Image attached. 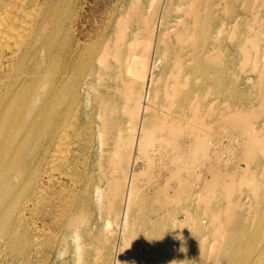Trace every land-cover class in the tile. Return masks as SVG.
<instances>
[{
  "label": "rangeland",
  "instance_id": "rangeland-1",
  "mask_svg": "<svg viewBox=\"0 0 264 264\" xmlns=\"http://www.w3.org/2000/svg\"><path fill=\"white\" fill-rule=\"evenodd\" d=\"M69 1L72 14L64 20L63 33L58 35L62 49H75L76 58L81 57L84 65L91 57L95 60L106 51L113 55L122 50L127 57H133L128 71L125 63L120 70L116 59L110 58L113 69L105 73L100 68L94 77V87L101 89L111 83L113 74L119 70L128 77L127 93L131 99L126 102L120 92L114 91L109 98L118 101L117 115L123 116L124 132L127 129L131 132L130 124L137 120L140 106L147 102L145 91L150 90L155 96L148 101V109L140 110L138 122L142 126L147 115L155 113V126L163 132L160 147L156 144L155 152L151 151L154 160L149 167H145L138 152H132L121 163L126 173L131 170L132 161L136 162L133 170L142 171L132 182L136 191L123 192L124 197L141 195L142 214L128 216L125 207L124 211L107 213L101 197L102 191L109 187L110 177L105 171L107 165L97 164V146L102 139L100 134L93 135L90 130L92 125L96 126V118L84 115L88 107L86 101L77 104L82 114L80 124L69 135L73 154L62 167L54 165L48 186L46 180L39 184L40 190L25 210L27 239L20 242H24V246L17 251L18 243L15 248L1 251V242L0 264H80L86 259L101 264L141 261L143 264H210L209 249L217 242L215 208H227L231 216L237 212L240 215L239 211L246 213L249 209L248 204L264 198V187H260L256 195L247 185L232 188L223 184L220 176L222 172L229 175L231 171V179L239 181L240 175L235 171L245 165L242 159L237 161L242 157L239 156L241 147L230 140L238 136L237 126L242 123L236 125L234 112L245 113V121L249 119L247 126L253 123L258 128L264 120V0ZM184 8L189 10L184 15L186 27L178 34L180 27L174 23L175 16L181 15ZM128 12H142L144 18L139 19L136 13L127 21L118 22L119 15ZM66 39L68 43H64ZM135 39L138 43L132 50L128 45ZM194 42L196 47L192 46ZM149 60L157 68L154 81L146 84L145 63ZM77 77L80 79L82 74ZM174 135L180 137V146H189L184 156H177L170 143ZM87 140L89 145L92 142L96 145L92 158H89L92 148H88ZM201 143H206L208 148ZM205 152L213 154L206 157ZM110 154L112 152L108 156ZM126 173L120 172L118 181L122 180L127 189H131L130 176L126 177ZM86 179L92 182L88 194L79 190ZM238 197L243 201L240 210ZM166 199L164 210L155 213L154 208ZM205 203H209V208ZM68 204H75L73 213L66 210ZM185 219L187 222L182 223ZM151 222H155L156 232L161 237V254L153 250L147 239V235H151ZM87 232L92 233L91 243L81 241ZM78 243L87 246L77 248ZM114 246L116 252H113Z\"/></svg>",
  "mask_w": 264,
  "mask_h": 264
},
{
  "label": "bare ground",
  "instance_id": "bare-ground-1",
  "mask_svg": "<svg viewBox=\"0 0 264 264\" xmlns=\"http://www.w3.org/2000/svg\"><path fill=\"white\" fill-rule=\"evenodd\" d=\"M193 1L195 0H191ZM134 2L141 3L143 0L131 3ZM137 7L138 4L134 9ZM187 8L182 10L181 15L175 16L177 20L174 23L180 27L178 34L186 27L184 15L186 11H189ZM136 13L139 19L144 18L142 12ZM136 13L128 12L125 15H119L118 22L123 23ZM71 14L69 0H0V243H3L1 251L15 248L18 243L20 248L17 251L23 248L24 242H20L27 239L24 223L28 216L25 210L40 190L39 184L46 180V186H48V183L52 181L54 165L62 167L73 154L74 149L69 142V135L74 127L80 124L82 114L80 105L85 101L88 107L84 115L88 114L90 117L94 115L96 118V126L92 125L90 130L93 135L100 134L102 139L97 146L99 155L97 164L100 167L107 165L105 171L110 177L109 187L102 191L101 197L103 205H106L105 211L114 213L125 207V214L127 213L128 216L131 213L134 217L142 214L141 195L138 191V196L134 194L123 196L124 191L126 193L129 191V194L130 191H136V187H132V182L142 171H134L136 162L132 161L131 170L126 173L121 163L132 152L142 155L145 167L153 163L154 155L151 151L156 144H159L158 148L160 147V136L163 132L155 126L154 112L147 115L145 124L142 126H139L138 119L142 114L140 110L148 109L150 107L148 101L155 95L150 90L145 91L146 104L140 106L137 120L134 124H130L131 132H128V129L124 132L123 116L117 115V111L120 110L118 101L109 98L112 97L110 92L114 91L120 92L126 102L131 99L127 93L130 87L127 82L128 77L125 78L120 70L125 63V69L128 71L134 58L127 57L126 51L119 50V52H113V55L106 51L96 56L95 60L91 57L84 65L81 57L76 58L75 49L64 50L58 41V35L63 33L62 24L64 20L71 17ZM65 42L68 43L69 40L66 39ZM137 43L135 39L128 46L133 50ZM192 46L196 47V43L194 42ZM110 58L116 59L120 70L113 74L114 79H111V83L96 89L94 77L100 68L105 73L113 69ZM138 64L136 61L135 65ZM156 68V64H152L150 60L145 63L146 84L154 81ZM78 74H82L80 79L77 77ZM125 111L128 110L124 109ZM233 117L236 125L242 123L237 126L239 127L238 136L230 140H234L236 146L241 147L239 153L241 152L242 155L240 153L239 156L242 157L237 156V161L240 162L242 159L241 162L244 161L245 165L239 166L235 171V174L240 175L239 181L231 179L233 174L230 173L231 171L229 175L228 172L221 171L220 176L223 177L224 182L221 181V177L220 181L231 185L232 188L247 185L246 187H251L252 193L257 195L258 189L264 187V120L258 128H255L256 125L253 126V123L246 125L249 119L245 121L247 116L244 112L236 111ZM179 140L180 137L175 135L170 138L171 145L180 157L189 152V146L187 144L180 146ZM88 141H86L88 148H92L89 158H92L93 148L96 145L94 142L89 145ZM190 143L191 140L188 144ZM204 146L208 148L206 143L203 144ZM110 152L112 154L108 156ZM206 154L208 153L205 152V156ZM211 155L208 154V156ZM74 158L75 155L72 159ZM120 172L126 173V177L130 176L131 189H127L126 183L122 180L118 181ZM102 176L106 179L104 170H102ZM227 177H230V180ZM91 183L86 179L82 184L83 188L79 190L88 194ZM22 197H25L24 201L21 200ZM239 197L237 206L240 210L243 206L241 200L244 197L241 196L242 199ZM260 199L257 198L251 205L247 202L249 209H246V213L239 211L240 215H237V212L231 216L227 208H215L216 212L212 211L218 216V227L215 229L217 242L213 243L209 249L210 264H264V198ZM167 203L168 199L161 201L158 207L154 208L155 213L162 212ZM205 204L207 206L209 203ZM66 210L73 213L75 204H68ZM77 218L75 214L76 222ZM187 220H183L182 223ZM182 223L181 226L184 225ZM149 231L151 235H147V239L151 241V247L154 251H158V254L163 253V250H160L161 237L156 232L155 222H151ZM81 241L91 243L92 233L87 232ZM86 246L85 243H78L77 248ZM28 250L30 251V248ZM116 250L114 246L113 252ZM88 251L91 250L88 249ZM143 263L141 261L140 264ZM80 264H101V262L86 259Z\"/></svg>",
  "mask_w": 264,
  "mask_h": 264
}]
</instances>
